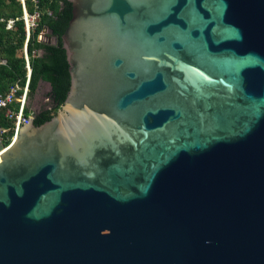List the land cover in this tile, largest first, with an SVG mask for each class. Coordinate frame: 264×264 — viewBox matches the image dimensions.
I'll use <instances>...</instances> for the list:
<instances>
[{
  "label": "water",
  "instance_id": "95a60500",
  "mask_svg": "<svg viewBox=\"0 0 264 264\" xmlns=\"http://www.w3.org/2000/svg\"><path fill=\"white\" fill-rule=\"evenodd\" d=\"M68 90L0 143V264H264V0H68Z\"/></svg>",
  "mask_w": 264,
  "mask_h": 264
},
{
  "label": "trees",
  "instance_id": "16d2710c",
  "mask_svg": "<svg viewBox=\"0 0 264 264\" xmlns=\"http://www.w3.org/2000/svg\"><path fill=\"white\" fill-rule=\"evenodd\" d=\"M24 6L28 14L37 12L35 26L29 29L24 45L29 67L27 98L35 93L38 81L47 82L49 86L45 93L47 102L36 110L26 106L24 114L31 112L33 123L40 124L56 113L68 90L67 62L59 36L70 17V3L68 0H36L35 3L25 0ZM7 19L13 20L8 29L5 28ZM41 31H44L43 36H48L47 39L37 38ZM24 38L20 3L0 0V60H3L0 62V92L7 91L14 84L21 87L25 82ZM0 124L10 123L0 116Z\"/></svg>",
  "mask_w": 264,
  "mask_h": 264
},
{
  "label": "built area",
  "instance_id": "2783aa9c",
  "mask_svg": "<svg viewBox=\"0 0 264 264\" xmlns=\"http://www.w3.org/2000/svg\"><path fill=\"white\" fill-rule=\"evenodd\" d=\"M17 1L20 3L21 18L23 20L25 30V38L22 51L26 67V76L23 86L20 87L17 84H14L7 91L0 92V116L5 121L10 123L8 125L0 124V143L3 145L4 148L7 147L8 143L12 142L11 138L17 134V129L22 124H24L27 119L32 117L31 112L24 114V109L27 106V80L29 73V67L27 64V56L25 53L24 45L29 33V29L35 26L37 12L33 11L31 14H28L24 6L25 0ZM30 1H32L33 3L36 2V0ZM12 22V19H7L5 22V28H10ZM42 32L43 31L38 33L37 38L41 39V36L44 34ZM18 91L20 92L17 93Z\"/></svg>",
  "mask_w": 264,
  "mask_h": 264
},
{
  "label": "rangeland",
  "instance_id": "374dc122",
  "mask_svg": "<svg viewBox=\"0 0 264 264\" xmlns=\"http://www.w3.org/2000/svg\"><path fill=\"white\" fill-rule=\"evenodd\" d=\"M44 33V31L42 32ZM48 36H41V39H47ZM19 53V51L17 52V54ZM0 62H3V60H0ZM49 86L47 84V82L44 81H38L36 89H35V93L30 96L29 98H27V106L29 107V109L31 110H36L40 105L45 104L47 102V98H46V91L48 90ZM59 110V109H58ZM57 110V111H58Z\"/></svg>",
  "mask_w": 264,
  "mask_h": 264
},
{
  "label": "flooded vegetation",
  "instance_id": "af4514ba",
  "mask_svg": "<svg viewBox=\"0 0 264 264\" xmlns=\"http://www.w3.org/2000/svg\"><path fill=\"white\" fill-rule=\"evenodd\" d=\"M52 40L54 41V38Z\"/></svg>",
  "mask_w": 264,
  "mask_h": 264
}]
</instances>
